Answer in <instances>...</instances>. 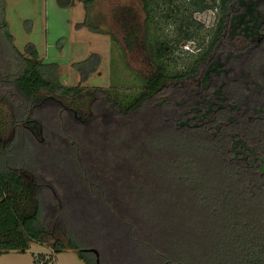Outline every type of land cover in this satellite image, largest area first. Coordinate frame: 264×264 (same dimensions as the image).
Returning <instances> with one entry per match:
<instances>
[{"label":"trees","instance_id":"trees-1","mask_svg":"<svg viewBox=\"0 0 264 264\" xmlns=\"http://www.w3.org/2000/svg\"><path fill=\"white\" fill-rule=\"evenodd\" d=\"M178 1L143 0L142 22L113 9L147 66L128 92L66 85L35 45L20 52L0 0L1 124L13 131L0 139V258L54 240L85 264L115 252L132 264H264V0ZM163 5L177 9L178 35L155 40ZM208 9L211 36L177 68L175 49L198 38L184 15ZM100 64L93 53L73 66L83 82Z\"/></svg>","mask_w":264,"mask_h":264},{"label":"rangeland","instance_id":"rangeland-1","mask_svg":"<svg viewBox=\"0 0 264 264\" xmlns=\"http://www.w3.org/2000/svg\"><path fill=\"white\" fill-rule=\"evenodd\" d=\"M183 1L188 0H179L178 4ZM115 7L132 9L139 15V22L147 17L143 0H95L90 10L80 0H72L65 8L57 0H6V19L16 48L24 52L28 44L35 45L44 62L60 66V74L66 85L115 87L130 92L143 85L142 72H146L147 66L141 58L134 59L126 49L123 35L115 27ZM171 10L174 14L168 17ZM152 16V36L155 40H170L178 35L177 9L163 5ZM184 16L197 29L198 38L188 42L187 46V43H181V47L175 49L177 68L183 67L192 56L198 54L203 42L211 36L219 13L216 9H208L195 12L192 19L189 13ZM98 29L111 31L115 40L111 34ZM93 53L100 55V67L94 75L81 82L73 64L82 62ZM2 116L9 124L7 121L11 115L6 105L0 107V139L7 140L13 131L8 124H1ZM39 153V150H33L32 156ZM26 154L29 156V153ZM53 242L33 243L25 253H5L0 258V264H37L38 258L42 259L40 264L47 260L50 262L46 264H85L75 250L65 248L61 253H55L51 246ZM122 254L124 252H115L108 263L132 264L125 261Z\"/></svg>","mask_w":264,"mask_h":264}]
</instances>
